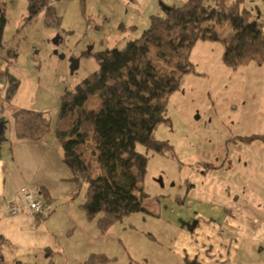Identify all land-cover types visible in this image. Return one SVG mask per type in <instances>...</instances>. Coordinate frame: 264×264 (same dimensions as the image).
Here are the masks:
<instances>
[{
    "label": "rangeland",
    "instance_id": "1",
    "mask_svg": "<svg viewBox=\"0 0 264 264\" xmlns=\"http://www.w3.org/2000/svg\"><path fill=\"white\" fill-rule=\"evenodd\" d=\"M161 1L182 4L184 0H85V7L81 0H56L53 5L62 20L60 28H52L45 24L43 13L25 23L29 0H0L6 2L8 16L3 42L17 45L18 51L16 61L10 66L0 58V72L10 70L20 78L14 100L0 96V104L15 111L14 119L18 110L26 108L44 111L54 124L61 95L99 68L95 56L83 52L123 47L149 26L151 10L158 7L156 12L164 13ZM246 4L260 13L261 5L256 0ZM124 24H135L140 31L128 29L124 36L121 30ZM216 29L219 37L226 41L236 31L229 23L216 24ZM57 36L61 38L59 44L53 42ZM224 51L222 40H198L191 47L190 57L196 72L186 74L180 88L170 95L166 120L155 130V136L167 140L172 150L160 154L141 144L137 146L149 157L144 180L149 195L144 205L156 209L161 217L137 212L128 220H137L138 227L144 231L149 228L157 231L163 246L167 241L163 234L171 228L167 219L175 222V231L182 227L186 209L191 214L183 207L184 200L191 197L198 200L206 181L220 191L228 187L242 189L254 181H264V176L252 175L253 169L264 171L262 142H244L237 138L264 134V64L251 62L233 70L223 61ZM72 57L80 58L79 67L73 72ZM98 103L100 105L98 95H91L88 105L97 107ZM94 145V136L90 134L86 143L87 157L93 172L99 173ZM228 152L235 158L232 169H247L250 173L245 176L227 170L228 176H212L210 171L205 178L204 162H222L220 156ZM111 230L119 234L114 228ZM122 233L127 239L134 232L127 226ZM147 245L164 248L149 239Z\"/></svg>",
    "mask_w": 264,
    "mask_h": 264
},
{
    "label": "trees",
    "instance_id": "2",
    "mask_svg": "<svg viewBox=\"0 0 264 264\" xmlns=\"http://www.w3.org/2000/svg\"><path fill=\"white\" fill-rule=\"evenodd\" d=\"M55 1L29 0L25 23L43 13L47 26L60 28L62 15L53 6ZM81 1L85 7V0ZM249 1L255 0H184L168 5L164 13L150 15L149 26L123 47L83 52L94 55L99 68L61 95L53 126L44 111L18 110L15 120L21 129L20 139L36 140L52 131L61 143L63 161L76 185L70 199L85 189L86 198L79 207L102 233L133 213L147 211L144 199L149 193L144 180L149 157L137 146L160 154L172 150L167 140L155 136V130L166 120L170 95L180 88L186 74L196 72L191 47L198 40H222V58L229 68L236 70L251 62L264 64V30L259 15L246 4ZM7 23L6 2H0V58L10 66L18 51L17 45L3 42ZM224 23L236 30L229 41L217 33L216 24ZM0 77L6 82L5 99L14 100L20 78L10 70L0 72ZM94 94L100 105L90 107L88 102ZM90 134L95 140L99 173L93 172L87 157ZM237 138L264 142V134ZM204 164L208 169L220 166L208 161ZM39 192L48 206L47 193ZM114 260L103 253H92L85 264Z\"/></svg>",
    "mask_w": 264,
    "mask_h": 264
},
{
    "label": "crops",
    "instance_id": "3",
    "mask_svg": "<svg viewBox=\"0 0 264 264\" xmlns=\"http://www.w3.org/2000/svg\"><path fill=\"white\" fill-rule=\"evenodd\" d=\"M256 2L261 5L258 20L264 25V0ZM171 4L161 1L163 10ZM157 10H151L149 22ZM128 29L140 31L135 24H124L122 35ZM5 83L0 77V96L4 98ZM14 113L0 104V264H85L92 253L115 257L105 264H264V181L223 191L206 181L198 200H184L182 205L191 214L186 209L182 227L175 231V222L167 219L172 232L168 228L163 234L167 239L164 246L157 231H144L137 220H128L133 214L112 227L119 234L112 228L102 233L79 207L85 201V189L70 199L76 185L54 133L49 131L36 140L20 139ZM234 159L230 152L220 156L222 162H213L220 166L207 168L205 178L210 171L212 176H228L227 170L237 172L232 169ZM246 170L238 174L246 176L250 173ZM252 175L264 176V171L253 169ZM24 187L47 193L50 201L44 213H11V204ZM146 208L141 212L161 217L156 209ZM127 226L134 233L126 239L122 231ZM148 239L164 248H150Z\"/></svg>",
    "mask_w": 264,
    "mask_h": 264
},
{
    "label": "built area",
    "instance_id": "4",
    "mask_svg": "<svg viewBox=\"0 0 264 264\" xmlns=\"http://www.w3.org/2000/svg\"><path fill=\"white\" fill-rule=\"evenodd\" d=\"M262 29L264 30L263 24ZM45 208L46 204L42 194L37 190L24 187L11 204L10 211L12 214L28 212L32 215H40L44 213Z\"/></svg>",
    "mask_w": 264,
    "mask_h": 264
},
{
    "label": "water",
    "instance_id": "5",
    "mask_svg": "<svg viewBox=\"0 0 264 264\" xmlns=\"http://www.w3.org/2000/svg\"><path fill=\"white\" fill-rule=\"evenodd\" d=\"M53 42L55 44H59L61 42V38L59 36H57V37H55L53 39ZM90 51L91 50H88V52H90ZM55 52L57 53L58 51L56 50ZM79 63H80V58L79 57H72L71 58V70H72V72L79 67Z\"/></svg>",
    "mask_w": 264,
    "mask_h": 264
}]
</instances>
